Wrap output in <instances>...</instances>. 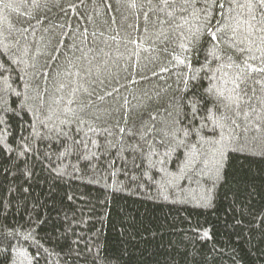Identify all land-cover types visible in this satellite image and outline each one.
Segmentation results:
<instances>
[{"label": "trees", "instance_id": "16d2710c", "mask_svg": "<svg viewBox=\"0 0 264 264\" xmlns=\"http://www.w3.org/2000/svg\"><path fill=\"white\" fill-rule=\"evenodd\" d=\"M0 264H264V3L0 0Z\"/></svg>", "mask_w": 264, "mask_h": 264}, {"label": "snow or ice", "instance_id": "6c2138e0", "mask_svg": "<svg viewBox=\"0 0 264 264\" xmlns=\"http://www.w3.org/2000/svg\"><path fill=\"white\" fill-rule=\"evenodd\" d=\"M261 3H264V0H261Z\"/></svg>", "mask_w": 264, "mask_h": 264}]
</instances>
